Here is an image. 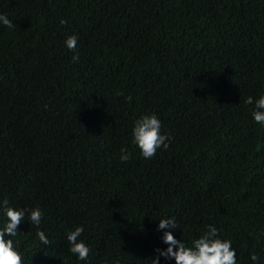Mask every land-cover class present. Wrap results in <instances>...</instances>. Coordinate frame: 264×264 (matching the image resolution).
Returning <instances> with one entry per match:
<instances>
[{
	"label": "trees",
	"instance_id": "trees-1",
	"mask_svg": "<svg viewBox=\"0 0 264 264\" xmlns=\"http://www.w3.org/2000/svg\"><path fill=\"white\" fill-rule=\"evenodd\" d=\"M207 255L264 264V0H0V264Z\"/></svg>",
	"mask_w": 264,
	"mask_h": 264
},
{
	"label": "clouds",
	"instance_id": "clouds-1",
	"mask_svg": "<svg viewBox=\"0 0 264 264\" xmlns=\"http://www.w3.org/2000/svg\"><path fill=\"white\" fill-rule=\"evenodd\" d=\"M248 132V131H246ZM3 212H6L8 210H14L11 207L8 206H3ZM8 221H7V225L6 228L9 230V234H16L20 231H28L30 233H36L39 238L44 242L45 246H47L48 251L51 253V244L48 242V240L45 238L42 229L39 227V225H34L31 222H27L25 220H23L21 217H19L18 215L14 216V215H9L8 216ZM171 247L167 250H165L166 253H161V255L163 256V258H165L166 260H168L169 258L173 257V256H169L171 255ZM169 261V260H168ZM200 262H203L205 264H217V258H213L211 256L207 255V258L205 260L201 259L200 256ZM169 264H171V262H168Z\"/></svg>",
	"mask_w": 264,
	"mask_h": 264
}]
</instances>
